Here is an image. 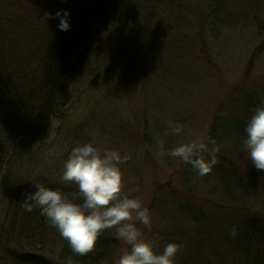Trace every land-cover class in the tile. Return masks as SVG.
Returning <instances> with one entry per match:
<instances>
[{
	"label": "rangeland",
	"instance_id": "1",
	"mask_svg": "<svg viewBox=\"0 0 264 264\" xmlns=\"http://www.w3.org/2000/svg\"><path fill=\"white\" fill-rule=\"evenodd\" d=\"M88 1L93 3L49 1L52 14L69 10L70 23L77 14L83 16L74 49L66 56L70 63L83 46L84 39H78L81 32L92 27V16L99 8H88ZM172 1L184 13H175L176 7L169 6L170 11L167 0L150 1L156 8L161 4L164 10L174 12L172 30L167 35L160 38L150 34L147 38L158 43V50L151 55L153 62L136 59L133 73H124L122 84L114 91L106 90L94 109L91 106L84 114H72L64 123L50 119L47 131L33 142L36 145L56 137L53 145L59 146L53 151L63 147L56 156L57 179L69 149L64 147L65 135L80 123L84 128L71 138L69 146L91 142L127 154L130 159L121 165L123 191L135 189L133 196L150 210L153 222L151 232L143 225L137 227L145 239L155 242L156 252L169 242L179 243L177 264H250L255 254L264 264V170L255 168L244 147V128L250 117L241 107L248 104L256 108L264 102V0H214L218 10L223 4L243 16L235 23L218 19L219 24L213 19L214 25L206 15L210 12L206 5L209 0ZM20 3L0 0V15L15 12ZM134 10L140 14L134 19L149 25L145 15L138 12V5ZM4 22H0V55L8 59L20 52V41L15 36L26 38L31 32L11 33L7 30L9 21ZM58 23V18L50 19L47 35L52 37L60 31ZM36 47L42 52L44 45ZM57 85L55 97H63L65 84ZM169 120L184 126L180 136L169 133ZM0 131V145L7 153L16 140L9 137L2 119ZM194 133L215 138L218 148L217 165L203 177L178 159L160 155V141L165 150H170L192 139ZM47 178L54 179L49 175ZM8 200L0 191V210L9 204ZM233 224L240 228L235 238L229 236ZM126 247L116 238L110 264H116Z\"/></svg>",
	"mask_w": 264,
	"mask_h": 264
},
{
	"label": "trees",
	"instance_id": "2",
	"mask_svg": "<svg viewBox=\"0 0 264 264\" xmlns=\"http://www.w3.org/2000/svg\"><path fill=\"white\" fill-rule=\"evenodd\" d=\"M19 1L15 12L11 10L0 15V22L9 21L11 28L8 26L7 30L11 33L31 32L26 38L15 36L20 41L19 53L8 59L0 55V65H3V70L0 69V110H5L0 113V120L8 126L9 137L16 140L9 150V147L5 148L7 153L0 145V191L9 198V204L0 210V264H110L116 244L115 228L105 230L94 249L81 256L71 251L67 241L40 216L39 209L31 213L24 211L21 202L26 192L35 191L33 182L64 191L75 190L73 185L58 182L56 166H59V159L56 156L58 149L61 152L63 147L53 151L54 146H59L53 145L56 137L40 140L36 145L33 138L47 131L50 119L64 123L72 114H84L91 106L94 109L106 90L114 91L119 83L122 84L124 73H133L136 59L141 63L143 60L146 64L152 63L151 55L158 50V43L147 38L150 34L156 37L167 35V31L172 30L174 12L164 10L161 4L156 8L151 0H90L93 3L88 1V8L99 7V10L92 16V27L81 32L78 39H86L70 63L66 56L74 49L75 34L82 25L79 21L83 18L81 13L72 19L77 22L72 21L69 30H60L50 37L47 34L51 18H46V14L52 12L51 0ZM167 1V7H176L175 13H184L178 4ZM213 3L214 0H209L206 4L211 25L214 20L219 24V20L221 23H235L243 17L223 4L218 10ZM135 5L149 25L134 19L140 15H136ZM35 33L40 35L35 38ZM36 45H44L42 52ZM20 59L24 63H18ZM60 82L65 84L66 94L57 98L55 91ZM250 106H241L246 110L243 114L247 113L249 117L255 109ZM83 128L80 123L65 135L64 147L69 149L63 157L67 158L74 147L69 146L71 138L77 137ZM48 175L54 179L48 180ZM224 187L227 188V184ZM261 260L255 254L249 263L261 264Z\"/></svg>",
	"mask_w": 264,
	"mask_h": 264
},
{
	"label": "clouds",
	"instance_id": "3",
	"mask_svg": "<svg viewBox=\"0 0 264 264\" xmlns=\"http://www.w3.org/2000/svg\"><path fill=\"white\" fill-rule=\"evenodd\" d=\"M70 12L57 10L46 14V18H58V29H70ZM171 135L180 136L184 126L169 120ZM244 147L252 164L264 170V102L258 105L247 120ZM168 134V133H166ZM161 156L178 159L190 167L196 175L203 177L217 165L216 140L211 136L193 134L192 139L165 150L160 141ZM130 157L117 149L94 146L91 142L77 144L68 153L63 163L58 182L74 185V191L50 188L42 182H33L35 191L26 192L21 205L25 212L39 209L50 227L67 241L71 251L77 255L91 252L99 236L109 229H116L115 236L126 247L116 264H177V253L181 245L169 242L160 252L155 251V242L145 239L137 227L143 225L152 231V215L141 199L134 197L135 189L123 191L121 165ZM240 228L233 224L229 236L237 237Z\"/></svg>",
	"mask_w": 264,
	"mask_h": 264
},
{
	"label": "bare ground",
	"instance_id": "4",
	"mask_svg": "<svg viewBox=\"0 0 264 264\" xmlns=\"http://www.w3.org/2000/svg\"><path fill=\"white\" fill-rule=\"evenodd\" d=\"M73 21V20H72ZM80 21V23H83L84 22V20L83 19H81V20H79ZM73 22H77V21H73ZM91 23H92V21H91ZM40 34H38V33H35V35H34V37L35 38H37L38 36H39ZM84 37V36H83ZM84 39H86V38H84ZM132 65V64H131ZM134 66V65H133ZM36 106V105H35ZM37 107V106H36ZM33 110V109H32Z\"/></svg>",
	"mask_w": 264,
	"mask_h": 264
}]
</instances>
